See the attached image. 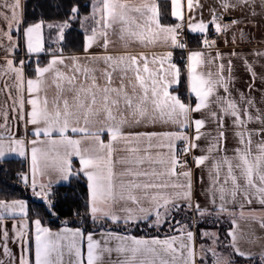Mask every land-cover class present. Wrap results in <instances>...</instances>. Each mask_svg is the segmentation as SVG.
I'll return each instance as SVG.
<instances>
[{"label":"snow or ice","instance_id":"obj_1","mask_svg":"<svg viewBox=\"0 0 264 264\" xmlns=\"http://www.w3.org/2000/svg\"><path fill=\"white\" fill-rule=\"evenodd\" d=\"M256 7L257 0H219L205 21L194 0H91L86 15L69 0L63 20L29 23L24 0H0L7 97L0 173L15 158L26 163L17 182L49 218H59L57 186L83 189L84 201L83 211L72 209L82 223L70 227L65 219L53 230L40 208L0 195V264H208L209 256L211 264H264V237L241 228L243 221L264 230V107L253 95L261 91L264 105V74L236 50L252 43L245 28L258 27L264 0L261 12ZM73 23L82 31L78 47ZM185 30L199 34L202 46L188 48ZM229 33L225 54L217 40L228 46ZM113 37L123 51L110 49ZM174 49L186 57L174 60ZM249 54L264 58L262 49ZM233 58L250 73L247 95L235 87ZM196 169L202 185L207 176L203 205L195 199ZM209 221L229 224L223 241L198 229ZM165 225L164 238L133 234ZM198 237L211 243L197 246Z\"/></svg>","mask_w":264,"mask_h":264},{"label":"trees","instance_id":"obj_2","mask_svg":"<svg viewBox=\"0 0 264 264\" xmlns=\"http://www.w3.org/2000/svg\"><path fill=\"white\" fill-rule=\"evenodd\" d=\"M81 5L82 14H88L90 12V2L91 0H78ZM69 0H25V17L29 23L44 18L48 21H61L65 18V12L67 11ZM71 32L73 37L76 38L77 47L79 46L80 41L82 40V31L80 29L79 23H73ZM47 37V30H45ZM201 44L199 42L198 36H189V48L194 49L199 47ZM22 52L20 53V55ZM183 56V53H177L174 55V60H179ZM41 59H44L43 54ZM185 87L180 86V91L183 94L185 92ZM10 169L9 173L4 174L0 173V195L7 194L9 197L13 198H23L28 201L30 207L35 210L36 208L41 209V215L45 226L51 227L53 230H57L62 227L61 221L68 220V226L74 227L82 223L75 215H73L72 209L81 207L83 205V189L76 188V191L73 192L72 189L67 186H57L56 191L58 193L57 199L59 201V218L51 217L43 213L42 205L40 201L31 196L30 192H26L21 184L17 182L16 171L21 167L26 168V164H21L20 160L14 159L12 163L7 165ZM81 211H83L81 207ZM183 218L185 221H188V215L181 214L177 216V219ZM204 224V223H202ZM198 225V228H201V225ZM212 228H216L213 226ZM218 228V227H217ZM227 230V227L224 226L221 229V233L224 235V232ZM168 233V227L165 225L159 232L148 229L146 227H141L133 230V234L137 236L151 237L159 235L164 237ZM223 239V238H222Z\"/></svg>","mask_w":264,"mask_h":264},{"label":"crops","instance_id":"obj_3","mask_svg":"<svg viewBox=\"0 0 264 264\" xmlns=\"http://www.w3.org/2000/svg\"><path fill=\"white\" fill-rule=\"evenodd\" d=\"M25 1V0H24ZM182 2L185 4H187V0H182ZM158 3H163V0H158ZM194 3H198V4H202L204 5V11H203V18L205 21L209 20L210 17V9H217V11H219V0H194ZM256 11L257 12H261L262 9L259 7V0H257V7H256ZM247 14V10L245 11V13H243V15ZM234 16L236 17H240L242 15L241 12L237 11L233 13ZM167 19H169L170 21H174V18H172L171 16H169ZM256 19V24L258 25V27H251L249 26L248 28H245V31L247 33H249L252 37V43L251 44H247V43H242L240 45L239 48H237V51H242L245 55H248V59L250 62H254L253 63V67L254 70L257 72L258 76L260 74H264V58H259L256 57L254 55H250L249 53L252 51V49H262L264 50V15L258 16L255 18ZM187 35L189 36H198L199 34H191L188 30L184 31ZM113 39L116 41L114 46H110V49L113 51H123V48L118 40L117 37H113ZM228 40H229V45L225 46L224 40L220 39L217 41V45L219 46V48L225 53L227 54L230 50H231V33L228 34ZM202 45H200L199 47H201ZM136 48L137 51H149L148 49H142L139 48L138 46H134ZM197 47V48H199ZM189 48V47H188ZM191 49V48H190ZM196 49V48H194ZM97 53H102V49H94ZM154 51H161V49L157 48L154 49ZM174 55L177 53H183V56L186 57V52L180 49H174L173 50ZM0 55H2V50H0ZM24 53L22 52V54L20 56H23ZM42 55V54H41ZM226 62V61H225ZM0 63H2V61H0ZM233 63L235 65V69L233 72V76L235 79V87L237 89H239L240 91L245 92V94L247 95L248 93V85L249 83H251V77H250V73L247 72V70L243 67L242 62L233 58ZM101 67H103V65H101ZM103 82V81H101ZM116 82L118 83L119 80L117 78ZM256 87L257 88H261V85L259 83V81L256 82ZM4 88V81L0 80V89ZM54 93V86L53 88L50 89L49 91V95L51 96ZM253 95L256 97L257 100V105L264 107V105L261 104V96H262V92L261 91H256L253 93ZM7 99L6 94L4 91H0V104H3L4 101ZM2 122V121H0ZM215 125L209 124L208 128L212 129L214 128ZM157 130H161L160 126L157 127ZM229 148H231L233 146V144L235 143L234 140L231 139V133H229ZM203 146V145H202ZM199 154V153H198ZM20 160V158H15ZM26 164V163H25ZM26 168H27V164H26ZM200 175H201V169H196L194 172V190H195V199L197 201H199L202 205L206 203V196H205V192L207 191V176L205 175V183L202 185L200 183ZM257 209H259V206H256ZM247 210V209H246ZM223 222V221H221ZM224 225L227 227H229V224L226 222H223ZM11 224L12 222L9 221L8 222V227L11 228ZM34 227V226H33ZM241 228L243 229V231L247 234L249 232L255 231L257 236H261L264 237V230H261L259 228L258 223H253V222H243L241 221ZM214 231L218 232L220 234V239L224 238V235L221 233V230L219 228H213ZM226 232V231H225ZM225 234V233H224ZM147 238V237H146ZM150 238V237H148ZM164 238V237H161ZM223 241V240H222ZM204 244H208L203 242ZM200 244L199 242V238H197V246ZM10 248H12V250L14 252H18V247L15 245L10 244L9 245ZM242 247H250L249 245H247L246 243H244L242 241ZM254 251H258V248H254ZM224 251H228L227 249H224ZM85 255H86V244H85ZM0 259H3L2 256V252H0ZM113 259H115V256L113 257ZM208 264H211V257L209 256V262Z\"/></svg>","mask_w":264,"mask_h":264},{"label":"rangeland","instance_id":"obj_4","mask_svg":"<svg viewBox=\"0 0 264 264\" xmlns=\"http://www.w3.org/2000/svg\"><path fill=\"white\" fill-rule=\"evenodd\" d=\"M213 226H215L216 228L218 227V228L221 230L225 225H224L223 222H220V223H213V222L209 221V222H207V223L202 224V225H201V228H198V229H207V230H209V231H214L213 228H212ZM224 233H225V232H224ZM198 238H199V237H198ZM221 240H224V238L221 239ZM199 242H200V243L205 242V243H208V244L211 243V241L208 240V239H206V238L203 239V240L199 239ZM220 250L224 251V249H220Z\"/></svg>","mask_w":264,"mask_h":264},{"label":"built area","instance_id":"obj_5","mask_svg":"<svg viewBox=\"0 0 264 264\" xmlns=\"http://www.w3.org/2000/svg\"><path fill=\"white\" fill-rule=\"evenodd\" d=\"M167 22H172V21H170L169 19H167ZM209 36H210V38H216V34L214 32V26L212 27V30L210 31ZM180 38L181 39H186L187 40L188 47H189V35H187L184 32ZM218 40H220V39H218Z\"/></svg>","mask_w":264,"mask_h":264}]
</instances>
